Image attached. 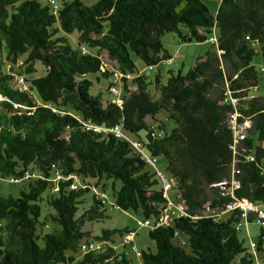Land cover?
Returning a JSON list of instances; mask_svg holds the SVG:
<instances>
[{
  "label": "trees",
  "instance_id": "16d2710c",
  "mask_svg": "<svg viewBox=\"0 0 264 264\" xmlns=\"http://www.w3.org/2000/svg\"><path fill=\"white\" fill-rule=\"evenodd\" d=\"M59 4L53 12L50 0H0V44L3 39L6 48L0 60V93L6 97L0 101V176L23 181L17 196L0 195V264H128L114 236L122 242L130 229L93 234L84 226L104 219L107 206L157 219L169 202L157 172L159 156L183 210L171 207L168 224L149 226L155 249L140 250L141 263L264 264V219L257 221L252 212L244 217L240 209L223 212L234 198L264 209V94L251 92L264 74V0H219L214 13L202 0ZM74 31L75 45L65 36ZM164 32L181 42L216 41L186 72L168 69L162 83L160 71L152 77L140 72L134 56L152 68L171 58ZM103 55L132 75L119 83L120 105L110 99L112 67ZM37 62L43 74H37ZM15 67L22 69L14 76ZM99 74L109 76L107 98L93 90L90 76ZM16 75H23L27 90L17 86ZM162 110L167 121L158 119ZM234 111L238 123L249 126L233 146L228 115ZM86 123L120 124L135 133L156 166L129 139ZM26 170L32 175L23 179ZM232 179L238 187H220ZM41 201L54 212L40 222ZM47 220L54 228L43 233L38 224L49 226ZM251 221L260 233L247 246L238 231ZM88 242L99 248L83 250Z\"/></svg>",
  "mask_w": 264,
  "mask_h": 264
},
{
  "label": "rangeland",
  "instance_id": "374dc122",
  "mask_svg": "<svg viewBox=\"0 0 264 264\" xmlns=\"http://www.w3.org/2000/svg\"><path fill=\"white\" fill-rule=\"evenodd\" d=\"M18 1H22V0H18ZM57 1L60 3L62 0H57ZM82 1L85 4H91L95 0H82ZM202 1L207 5L211 13L215 12L219 0H202ZM104 26L106 27L107 23H105ZM59 34H61V32ZM77 35L78 33L75 31L71 34H65V36H67V38L73 45H75L77 42ZM161 40L163 46L167 49V51L173 58V63L168 64L165 61H160V63H158L152 69L146 65L143 64L140 65L139 63V69L140 72L150 77H152L154 73H156L157 71H160L162 83L166 82L168 69H173L175 71L180 69L184 73L195 64L196 58L199 55H202L205 53V51L213 48V45L207 40L201 42H196V41L181 42L172 32H164L161 35ZM0 45H1L0 60H2L5 57V53H6L5 42L3 41V39ZM256 58L259 57L256 55ZM134 59L136 60V62H138V59L135 56ZM103 60L108 68L114 66V63L112 61H109L107 58H105V55H103ZM5 67H6V61L3 62V68L5 69ZM36 68H37V74L44 73L43 72L44 67L41 66L39 62L36 63ZM21 69L22 68L15 67L14 73L12 74L14 75L17 71H20ZM95 76L94 75L90 76V78L93 80L94 83L93 90L95 91L101 90L104 98H107L108 95L106 89L109 81V76H105L103 74L101 75L99 74L98 78ZM251 92L255 94H264V85L260 86L258 89H251ZM165 118H166L165 111L164 110L160 111L158 115V119L167 121ZM167 123H168L167 127L171 126L169 122ZM123 133L131 139L138 138V136L135 133L127 132L125 130H123ZM142 150H145V148L142 147ZM261 162L262 164H264V158H262ZM157 166L162 172H164L167 178H171L169 173L165 170L164 157L162 156L158 157ZM22 185H23V181L10 182L8 177L0 176V195L3 197L8 195L17 196L19 193V189ZM167 192H168L170 205L172 204V207L177 206L181 202V199L179 195V190L176 187L175 183L168 189ZM107 194L110 200L113 199V193L111 187L107 188ZM41 208H42L41 215L39 217L40 222L45 219V216L47 215L48 212H52V213L54 212L53 208L47 205L44 201H41ZM106 214L107 216L104 217V219H100L99 221L92 222L91 224L87 223V225L84 226V229L90 230L94 234V233H100L103 228L127 227L130 230H135L133 243L139 250L151 249L153 251L155 249L154 242L148 237V231L150 227L146 225L139 226L136 224L137 219H142L141 215H139L138 213L132 210L123 211L121 209L111 208L110 206H107ZM46 222L49 226H46L45 224H38V230L42 229L43 233L52 231L54 228V224L50 220H47ZM259 233H260V225L257 224L255 221H251L247 225L243 224L241 230L238 231V236L241 239H243L244 244L248 246L250 244V239L256 241ZM114 243L119 251L122 250L126 251L127 256L129 258L128 264H142L141 258L138 257L135 251H133L131 248L132 243H126L124 246L121 242V236L119 234H116L114 236Z\"/></svg>",
  "mask_w": 264,
  "mask_h": 264
},
{
  "label": "built area",
  "instance_id": "2783aa9c",
  "mask_svg": "<svg viewBox=\"0 0 264 264\" xmlns=\"http://www.w3.org/2000/svg\"><path fill=\"white\" fill-rule=\"evenodd\" d=\"M50 3L52 5V11L56 12L60 7L59 2L57 0H50ZM209 41L212 43L215 42L216 37L211 36L209 38ZM163 61H165L168 64H171V63H173V58L171 57V58L165 59ZM149 68H152V66L149 65ZM261 70L264 71V67H262ZM111 72H112V74H111L110 85L108 86V92H109L111 101L120 105L122 103V100L120 97L121 88L119 86V83L122 81L123 78L130 79L132 75L130 73H126V72L121 71L117 67H112ZM15 79H16L15 80L16 84L20 89H22V90L28 89V86H27L26 82L24 81L23 75H16ZM4 99H6V97L0 93V101L4 100ZM229 99L234 104L237 102V98L229 97ZM228 123L230 125V128L233 130V142H234L233 146H234L235 143H238L239 139L244 136L245 130L249 126V122L245 121L243 123H238L237 111H234V112L229 113ZM86 128H91L97 132H108L109 131V132L114 133L116 135V137H124L126 139H129L132 147L135 150L140 151L141 157L145 158V160L148 164H150L152 166H156L157 158L152 157V156H147L145 154V152H143L142 140H140L139 138L131 139V138L127 137L126 135H124L120 124H115V125L110 126V127H103V126H95V125H92L90 123H86ZM254 158H255L254 155L248 156L249 160H254ZM157 172L161 176V178H163V186H164V191H165L164 196L167 197V190L171 187L173 180L164 178V176L160 170ZM31 175L32 174H30L29 171L26 170L24 172L22 178L26 179ZM71 176L75 180L77 179V175H75V174L69 175V177H71ZM55 177H56V179H59L61 177V174H60L58 168H55ZM9 180L11 182H18L20 180V178H16V177L12 176V177H10ZM219 184H220V187L223 190H225L226 192L229 188L239 186L238 182L234 179H232L229 184L227 181H222ZM76 187H77V184L75 181H72L69 184L70 189H74ZM53 190L54 191L57 190V187H54ZM98 194H99L100 198H102V199L106 198V195L104 192L99 191ZM171 207H172V204L170 205V203L168 202L167 206L162 209V211H161L160 215L157 217V219H152V218L137 219L136 224L139 226H143V225L158 226V225L168 224L171 220V217H172L171 212H170ZM234 209H240L241 215L244 217L246 216V214L248 212H252L255 214L257 221L264 219V209H263L262 205L259 203H256V202H252L247 198H241V199L234 198L232 201H230L229 203L226 204V207L223 210V212L231 211ZM175 210L178 212H182L183 206L181 205V203L178 204L177 206H175ZM211 212L213 214H215V212L213 210ZM134 236H135V230H129V231L125 232L124 235L122 236V242L123 243H132V247H131L132 250L136 252L137 256H140L141 251L133 243ZM252 245H253V243H252ZM81 248L83 250L95 249V248H99V244L97 242L82 243Z\"/></svg>",
  "mask_w": 264,
  "mask_h": 264
},
{
  "label": "crops",
  "instance_id": "0c3cea01",
  "mask_svg": "<svg viewBox=\"0 0 264 264\" xmlns=\"http://www.w3.org/2000/svg\"><path fill=\"white\" fill-rule=\"evenodd\" d=\"M218 2H219V1H218ZM139 63H140V65L143 64L141 61H138V62H137L138 67H139ZM263 85H264V74L262 73V75H260V77H259V87H260V86H263ZM259 87H258V88H259ZM258 88L254 87V89H258ZM261 144H262V146H264V141H263Z\"/></svg>",
  "mask_w": 264,
  "mask_h": 264
}]
</instances>
